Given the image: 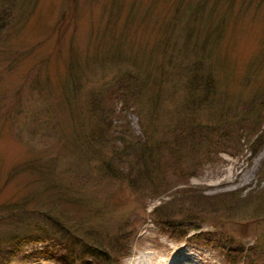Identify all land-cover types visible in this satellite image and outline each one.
Returning a JSON list of instances; mask_svg holds the SVG:
<instances>
[{
    "label": "rangeland",
    "instance_id": "374dc122",
    "mask_svg": "<svg viewBox=\"0 0 264 264\" xmlns=\"http://www.w3.org/2000/svg\"><path fill=\"white\" fill-rule=\"evenodd\" d=\"M124 234L110 264H264V0H0V264Z\"/></svg>",
    "mask_w": 264,
    "mask_h": 264
},
{
    "label": "trees",
    "instance_id": "16d2710c",
    "mask_svg": "<svg viewBox=\"0 0 264 264\" xmlns=\"http://www.w3.org/2000/svg\"><path fill=\"white\" fill-rule=\"evenodd\" d=\"M143 145H139L138 142L132 143V148H135L136 146L142 147L139 155V160H143L144 156L143 153L146 151L148 152V144H147V135H143V138H141ZM150 158V156H148ZM107 169V167L105 168ZM178 192L183 195L185 198L187 197V200L189 201L190 205H188L190 208H195L200 204L201 201L205 200L206 198H210L207 196H190L191 193L186 194V190H178ZM226 194H220L216 197L225 196ZM213 196V198H216ZM212 199V198H211ZM165 204L162 205V208ZM151 217L154 221L158 222V225H160L161 228L166 230L168 234L171 236H176L177 238H182L185 235L188 234V231L195 230V226L191 224L193 221L199 223V221H196V219L189 218L188 216H182L179 220H173L168 218V213L163 209L153 208L152 213H150ZM121 229L118 230V235H121ZM126 236L124 234L123 240H120L119 237H116L115 240H112L109 242V246L107 248L102 249L99 246H94L91 248L86 247L84 249V255L91 257V258H101L105 261L102 262V264H110V261H107L108 259L114 257L112 255L117 254L119 257H123L125 254V249L127 248V242L125 241ZM64 254H55L53 259L57 264H82V260H79L74 252L69 248H63ZM249 253L248 248L244 249L243 247H237V246H230L226 249V251L223 254V260L225 264H256L252 257L247 255ZM104 256V257H103ZM118 257V258H119ZM107 258V259H105ZM246 259V261H244Z\"/></svg>",
    "mask_w": 264,
    "mask_h": 264
},
{
    "label": "bare ground",
    "instance_id": "6f19581e",
    "mask_svg": "<svg viewBox=\"0 0 264 264\" xmlns=\"http://www.w3.org/2000/svg\"><path fill=\"white\" fill-rule=\"evenodd\" d=\"M144 258V257H143ZM148 261H150V260H148ZM146 260L144 259V260H142V261H137V262H135L134 264H146ZM151 262V261H150Z\"/></svg>",
    "mask_w": 264,
    "mask_h": 264
}]
</instances>
